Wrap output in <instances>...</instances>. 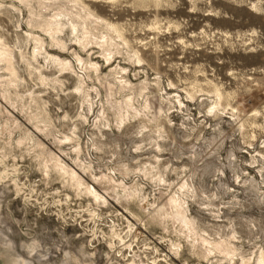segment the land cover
<instances>
[{
	"label": "rangeland",
	"instance_id": "1",
	"mask_svg": "<svg viewBox=\"0 0 264 264\" xmlns=\"http://www.w3.org/2000/svg\"><path fill=\"white\" fill-rule=\"evenodd\" d=\"M80 1L0 0V264H264V0Z\"/></svg>",
	"mask_w": 264,
	"mask_h": 264
},
{
	"label": "bare ground",
	"instance_id": "2",
	"mask_svg": "<svg viewBox=\"0 0 264 264\" xmlns=\"http://www.w3.org/2000/svg\"><path fill=\"white\" fill-rule=\"evenodd\" d=\"M69 2L68 3H70V7H67V9L69 10V11H71L73 14H75L76 15V17L79 19V20H81V22H80V24H81V26H82V30H83V35L84 36H86L87 34H92V32H91V27H90V22H89V17L91 16L90 14H91V12H90V10L88 9V7L87 6H85V5H82L83 4V2L82 1H80V0H68ZM65 2V1H64ZM80 2H82V3H80ZM68 6V5H67ZM158 6V5H157ZM67 14V13H66ZM59 15V14H58ZM58 15H57V17H58ZM72 16V15H71ZM55 19H56V17H55ZM71 20V19H70ZM71 26H72V29L73 30H76V25H75V23H73V21L71 20ZM110 25V24H109ZM48 31H50V28L47 30V32ZM55 31H54V29L53 30H51V32H49V34L50 35H52V33H54ZM110 33H112L113 35H114V37H121V34L119 33V31L118 30H116L115 28H114V26H112V25H110ZM104 37V36H103ZM102 37V38H103ZM86 38H87V36H86ZM103 40H104V38H103ZM109 40H111V39H109ZM91 42V41H90ZM102 42H105V41H102ZM106 43H107V41H106ZM3 48V47H2ZM3 49H5V48H3ZM6 50V49H5ZM2 50H0V61H5L6 62V65H7V69H9V70H13V67H12V64H11V62H10V60L8 59V55H6L7 53L6 52H1ZM8 52V51H7ZM6 53V54H5ZM9 54V53H8ZM14 73V72H13ZM68 171H70V169L69 170H67V172ZM69 173V172H68Z\"/></svg>",
	"mask_w": 264,
	"mask_h": 264
}]
</instances>
